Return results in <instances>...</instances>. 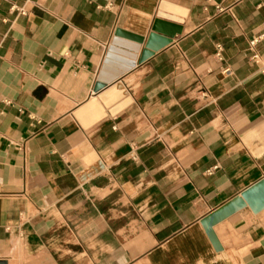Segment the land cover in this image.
I'll list each match as a JSON object with an SVG mask.
<instances>
[{
  "label": "crops",
  "instance_id": "1",
  "mask_svg": "<svg viewBox=\"0 0 264 264\" xmlns=\"http://www.w3.org/2000/svg\"><path fill=\"white\" fill-rule=\"evenodd\" d=\"M0 261L264 264V0H0Z\"/></svg>",
  "mask_w": 264,
  "mask_h": 264
},
{
  "label": "water",
  "instance_id": "2",
  "mask_svg": "<svg viewBox=\"0 0 264 264\" xmlns=\"http://www.w3.org/2000/svg\"><path fill=\"white\" fill-rule=\"evenodd\" d=\"M182 28L180 25L156 19L152 27V32L149 34L145 49L143 50L140 62L145 61L151 57L155 52L161 50L172 42V39L180 34ZM123 35V33H121ZM125 35V34H124ZM127 37L138 42H143V38L133 36L130 34ZM0 264H7L5 261H0Z\"/></svg>",
  "mask_w": 264,
  "mask_h": 264
},
{
  "label": "bare ground",
  "instance_id": "3",
  "mask_svg": "<svg viewBox=\"0 0 264 264\" xmlns=\"http://www.w3.org/2000/svg\"><path fill=\"white\" fill-rule=\"evenodd\" d=\"M176 10L177 9H174V8H167V6L165 4H162L160 15L174 19V20H177V21H182V16L176 14ZM114 88L120 89V86H116ZM122 91H123V89H122Z\"/></svg>",
  "mask_w": 264,
  "mask_h": 264
},
{
  "label": "built area",
  "instance_id": "4",
  "mask_svg": "<svg viewBox=\"0 0 264 264\" xmlns=\"http://www.w3.org/2000/svg\"><path fill=\"white\" fill-rule=\"evenodd\" d=\"M222 51H223L222 46H221V45H218V46H217V57H218L220 60L222 59V56H221Z\"/></svg>",
  "mask_w": 264,
  "mask_h": 264
}]
</instances>
